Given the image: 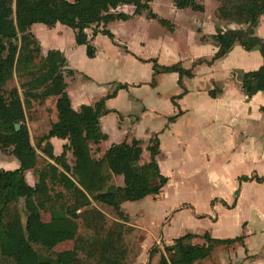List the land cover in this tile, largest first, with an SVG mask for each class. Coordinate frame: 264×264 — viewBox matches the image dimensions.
I'll return each instance as SVG.
<instances>
[{
	"label": "trees",
	"instance_id": "1",
	"mask_svg": "<svg viewBox=\"0 0 264 264\" xmlns=\"http://www.w3.org/2000/svg\"><path fill=\"white\" fill-rule=\"evenodd\" d=\"M151 1L0 0V151L19 162L18 169L0 171V264L136 263L141 254V231L125 223L120 207L157 196L166 185L167 178L160 173L156 159L159 140L155 136L149 141L147 162L142 160L137 140L112 145L96 159L89 144L105 139L99 118L107 113L105 100L110 96L92 107L81 106L79 111L57 99L53 121L44 107L50 97L58 96V75L66 60L55 50L42 56L30 28L34 24L69 28L75 43L84 45L87 57L93 58L95 51L84 31L92 28L93 36L100 33L113 41L106 25L129 18L116 12L120 6H133L134 15L146 12L149 19L170 29L166 20L152 13ZM171 2L179 10L203 11L198 0ZM219 2L218 17L241 28L216 32L213 41L218 50L208 64L224 58L235 45L246 52L258 51L262 65L239 77L241 91L250 98L264 92V41L253 35L259 19L264 18V0ZM144 62L152 64L151 86L161 74L177 73L179 84L193 76L179 63L167 67L154 59ZM175 98L171 101L180 114ZM260 111L264 115L263 107ZM51 138L67 141L58 157L53 155ZM66 152L73 158L71 165ZM27 171L33 172V186L26 182ZM115 179H121L122 185H116ZM252 181L261 184L264 177L243 175L237 179L238 186ZM199 238L203 243L194 244ZM65 239L72 240L71 250L56 252L54 247ZM236 244L242 246L243 237L217 240L207 233L186 234L164 246L163 251L153 247L149 257L158 255L157 264H203L216 257L219 247Z\"/></svg>",
	"mask_w": 264,
	"mask_h": 264
},
{
	"label": "crops",
	"instance_id": "2",
	"mask_svg": "<svg viewBox=\"0 0 264 264\" xmlns=\"http://www.w3.org/2000/svg\"><path fill=\"white\" fill-rule=\"evenodd\" d=\"M204 1L206 0H198V3L203 6L202 12H195L191 9H189L191 11L186 12L185 9H176L171 0L170 2L166 1V3H160L161 1L158 0L151 1L149 8L152 13L158 18L166 20L170 29L168 28L165 34L156 37L155 35H148L147 40L145 33L140 39V28L145 29V26H155L154 23H159L149 19L146 12L134 15L133 6L118 7L116 12L123 13L129 18L126 21L116 20L106 25L105 28L113 35V41L100 33L93 36L92 28L84 31L95 51L93 58L87 57L84 45L75 43L71 29L60 24L51 28L42 24L31 26L30 32L39 42L42 56H46L50 50H55L59 51L66 60V66L61 69L58 75V96L50 97L46 101L44 109H47L48 102H51L49 104H54L55 111L56 100L60 99L64 106L79 111L81 106L92 107L101 99L110 96L105 100L107 113L99 118V128L105 139L96 145L89 144L93 156L100 159L112 145L123 142L129 144L132 140H137L141 143L142 159L147 157L145 162L149 160V154L145 147L155 136L159 140V155L162 144L160 135L165 134L167 138L174 141V144L176 143L175 145H180L181 124H178L191 113L199 119V124L203 125L204 120L205 123L209 122V125L202 129L201 140L203 143L216 142L219 146L216 148L233 147L234 156L231 161L234 164H246L245 166L250 167L247 174L238 175L236 180L243 175L264 177V115L260 111V108H264V92H258L248 98L241 91L239 81L241 72L254 71L262 65L261 56L258 51L246 52L240 46L235 45L224 58L209 65L208 63L218 50L213 41L216 32L218 30L222 32L236 30L241 26L227 23L218 17L217 8L220 2L217 3L215 11L210 14L207 12ZM162 9H167L168 18L161 14ZM113 24H118L120 28H124L125 33L137 31L138 51L146 47L149 56L142 57L133 49V42L119 38L120 33L112 26ZM98 29L101 31L102 26ZM121 31L123 32V30ZM177 33L182 35L181 42L175 36ZM189 34L194 39H190ZM253 35L264 41V18L259 19L257 26L253 29ZM100 42L104 43L103 48L99 47ZM151 59L156 60L157 64L167 67L179 63L184 69L191 70L193 76L183 78L182 83L179 84L177 73L161 74L156 76V84L151 86L152 64L144 62ZM211 93H214L215 96L211 97ZM178 96L180 97L175 98ZM173 98L179 107L180 114L171 101ZM173 117H176L175 120L169 122V119ZM52 120L55 121L56 118ZM49 142L55 157L60 156L63 152V146L67 145V141L57 138H51ZM245 149H248L249 152H246ZM98 152L101 154L98 155ZM145 155L147 156L145 157ZM159 155L156 158L159 170L168 182L169 177L166 176L168 173L161 167L162 164L158 161ZM66 159L67 163L71 165L73 158L70 152H66ZM15 162L18 167H16ZM13 166V169L5 171L19 168V162L15 158ZM28 172H25L26 182L33 186L35 177L30 171L33 181L29 183ZM250 172L252 175H249ZM116 185L121 186L122 181L121 184L116 183ZM248 185L255 188L257 185H264V183L257 184L252 181L242 183L240 186L237 184L236 190L232 194L236 203L234 202L235 206L230 211L237 210L236 213L239 212ZM167 186L166 183L162 189ZM152 197H158V195ZM231 199L233 200V197ZM122 205L120 212L127 224L129 216L123 212ZM223 205L228 206L225 201H223ZM259 208L258 206L255 207L254 213L257 216L259 214L261 227H264V213L261 211L262 208H260L261 210ZM235 216L237 218V214ZM197 218L205 219L200 215ZM238 218L241 229L247 231V234L236 236H244L243 245L236 244L237 250L235 252L232 249L229 254L225 252V260L217 250L216 256L219 259V264H253V243L249 242V238L253 237V232L247 230L250 229L251 223L248 222L246 228H242L240 221L244 219ZM210 224L216 229L210 228L203 234H209L212 239L236 238L227 237L223 230L218 227V222H210ZM128 225L143 231L139 226ZM186 234L203 235H199V233ZM169 237L168 241L164 240L163 237L164 246L172 245L173 240L181 237V235L176 234ZM202 243L198 244L201 245ZM140 247L141 254L135 264H148L151 260H153L152 263L150 262L151 264H157L158 255L152 259L149 257L150 245L140 244ZM222 247L225 248V246ZM71 248L72 243L67 245V249L63 251H56L55 247L54 250L64 252L70 251Z\"/></svg>",
	"mask_w": 264,
	"mask_h": 264
},
{
	"label": "rangeland",
	"instance_id": "3",
	"mask_svg": "<svg viewBox=\"0 0 264 264\" xmlns=\"http://www.w3.org/2000/svg\"><path fill=\"white\" fill-rule=\"evenodd\" d=\"M158 1H161L160 3L170 2V0ZM218 2L219 0L204 1L207 12L212 14ZM161 11V14H164L165 18L169 17L167 9H162ZM185 11L191 10L185 9ZM154 24L155 26H145V29L140 26V39L143 38L144 33L147 36V40L148 35H155L156 37L165 34L168 30L166 27ZM112 26L119 31V38L133 42V49L142 57L149 56V51L146 47L138 51L137 31L125 33V29L120 28L118 24H113ZM175 36L177 40L179 39V42L182 41L181 33H177ZM189 36L190 39H194L192 35L189 34ZM98 45L100 48H103L104 43L100 42ZM49 103L51 102H48L49 106L46 112L48 111L50 118L55 119L54 104L50 105ZM40 113H44L43 110H40ZM184 119L178 124H181L180 145H175L176 143L174 144V141L167 138L165 134L159 136L161 137L162 144L158 161L162 164L163 170L168 173L166 175L169 177L168 186L162 189L158 197L149 196L142 201L123 204V212L129 216L127 224L139 226L143 229L142 233H140L139 244L150 245V249L153 247L155 249L162 248L160 250L163 251L165 244L163 237L164 240L168 241L169 236H175L176 234L182 236L186 233H199V235H202L204 231H209L210 228L216 229L212 227L210 222H218V227L229 238L247 234V231L241 229V226L238 224V217H241L244 219L240 221L242 228H246L248 222L251 223L250 229L247 230L248 232H253V237L249 238V242L253 243V264H264V227H261L262 223L258 217L259 214L257 216L254 213V208L257 206L262 208V210L259 209L264 213V185H257L255 188L248 185L239 212L236 213L237 210L230 211L236 203L234 195L232 196L238 184L236 177L247 174L250 171V167L245 166L246 164H234L231 161V158L234 156L233 147L216 148L219 147L216 142H209L207 144L202 142V129H205L209 125V122L205 123L204 120L203 125H201L199 124V119L191 113ZM245 151L249 152L248 149H245ZM100 154L101 152H98V155ZM142 160L146 161L147 157ZM13 161L14 157L11 154L0 151V171L13 169L15 165L18 167L16 162L13 166ZM27 179L29 183H32L33 177L30 171L28 172ZM115 181L117 184H121L120 179H115ZM232 197L233 200L231 199ZM223 201L228 206H224ZM20 211L23 218L22 204ZM198 215L203 216L205 219L197 218ZM193 242L198 244L203 241L199 238ZM71 243V239H65L58 246H55V250L63 251ZM231 249L235 252L237 245L229 248L220 247L217 250H219L220 256H223V260H225V252L229 254L231 253ZM216 262L219 264L217 256L205 260L203 264H215Z\"/></svg>",
	"mask_w": 264,
	"mask_h": 264
},
{
	"label": "water",
	"instance_id": "4",
	"mask_svg": "<svg viewBox=\"0 0 264 264\" xmlns=\"http://www.w3.org/2000/svg\"><path fill=\"white\" fill-rule=\"evenodd\" d=\"M16 129H18V126H16Z\"/></svg>",
	"mask_w": 264,
	"mask_h": 264
}]
</instances>
